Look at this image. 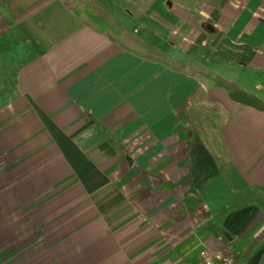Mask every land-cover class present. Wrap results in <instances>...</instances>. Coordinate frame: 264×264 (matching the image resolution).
I'll use <instances>...</instances> for the list:
<instances>
[{"label": "crops", "instance_id": "1", "mask_svg": "<svg viewBox=\"0 0 264 264\" xmlns=\"http://www.w3.org/2000/svg\"><path fill=\"white\" fill-rule=\"evenodd\" d=\"M69 1L19 19L0 2V264H194L235 238L238 258L261 264L264 110L120 46ZM222 4L183 11L198 33L179 46L249 69L244 90L264 100V7ZM198 89L217 149L192 131Z\"/></svg>", "mask_w": 264, "mask_h": 264}, {"label": "rangeland", "instance_id": "2", "mask_svg": "<svg viewBox=\"0 0 264 264\" xmlns=\"http://www.w3.org/2000/svg\"><path fill=\"white\" fill-rule=\"evenodd\" d=\"M222 1L223 0H160V3H158L155 7H151L147 0H70L69 2L74 7H76V10L83 14L85 17L88 16L89 10L93 9L99 14H103L109 20H112L116 25L120 24L125 27V29L129 33H132L134 37L123 35L121 39L131 48L145 52V50L134 40L135 38H140L151 44L152 46L162 49L163 51H176L175 55L177 57L182 58L188 62L191 61L193 64H198L214 75H217L219 77L225 76V80L232 85L233 77L235 76L234 84L236 85L234 86L239 87V85H242L245 80L253 82L251 71L249 69L239 70V68L233 67L231 65L226 66L225 64L216 61L215 58L213 59L212 57H210V55L208 54L210 52L208 51H206L208 53L204 52V54L199 53L194 55H187L183 51L182 47L179 46L181 41L184 40L185 42L187 41L186 44H190L193 36H196V34L198 33H195L193 29H189L191 27L189 23L182 20V12L185 10L192 11L194 15H198L201 11L199 8L205 7L203 6L205 5V3H210L213 6L218 5L220 7H223ZM255 5V7H264V0H256ZM195 7H197L199 10H195ZM214 14L210 13V15L213 16ZM207 21H203L200 23V27L199 29H197L200 33L210 34L211 31L206 26ZM188 26L190 27L188 28ZM171 27H174V29L176 27L179 33H176V31ZM213 29L215 32L214 34L216 35L217 27ZM227 77H229L230 79H228ZM198 79L202 80L204 83L208 82L201 76H198ZM244 87L245 86L242 85V89H244ZM195 107L200 113H202V117L208 119L216 117V108H211L208 105L203 104L202 101L196 103ZM187 113L189 118L192 120V131L198 134V137H200L203 145L207 147V143L203 140V137L198 130L200 127L198 126V117L196 116L195 110L193 108H187ZM211 121H213L214 123L216 122L215 119ZM203 126H205V129L207 130L209 129V127H216V125L214 124H212L211 126L210 122L208 121ZM217 139V137H211L210 140L211 146L214 149H217ZM222 172L225 187L230 180L227 173H225V171ZM233 184H235V182ZM228 189L230 188H228L227 185L223 190L227 191ZM241 197L244 201L245 199H248L249 196L247 194V191H242ZM228 229L229 228L227 227V233H229L230 231H228ZM225 236L226 235L222 237L224 243L227 242V237ZM231 244H233L235 251H232L230 253L235 255L237 258L240 256L243 260H246L247 257L244 256L242 251H240L241 249L237 244V238L233 239ZM261 264H264V259Z\"/></svg>", "mask_w": 264, "mask_h": 264}, {"label": "trees", "instance_id": "3", "mask_svg": "<svg viewBox=\"0 0 264 264\" xmlns=\"http://www.w3.org/2000/svg\"><path fill=\"white\" fill-rule=\"evenodd\" d=\"M7 2L10 6L11 10L13 11L15 17L17 19L22 18L23 16L29 14L30 12L34 11L38 7L42 6L43 4L47 3L49 0H0V2ZM78 12V11H77ZM79 13V12H78ZM86 21L88 23L98 27V30H101L108 34V36L120 46L124 48H130L128 44H126L121 37L123 35L133 36L132 33H129L125 27L122 25H116L112 20L106 18L103 14H99L98 12L94 11L93 9L89 10L88 16H86ZM134 37V36H133ZM149 55L151 60L160 61L167 66H170L176 70L184 71L186 68L193 71L198 76L205 78L208 81L209 86L213 87H224L226 88L230 98L234 102H240L249 106H253L257 109L264 110V100L257 96L254 93L248 92L242 88L236 87L230 83H228L224 78L214 75L207 69L202 66L195 65L193 63L177 59L162 49L156 48L151 44L147 43L146 41L135 38L134 39ZM205 97V92L203 89H198L194 91L187 99L186 106L187 108H193L196 112V116L198 117V126L202 129V133L206 135V140L209 141V145L211 146L210 140L211 137H215L212 132L213 128L209 127V129H205L206 127L203 126L208 121L210 125H215V123L205 117H202V113L198 111L195 107L198 101L203 100ZM201 117V118H200ZM208 128V127H207ZM205 138V137H204ZM212 147V146H211ZM210 147V148H211ZM213 149V148H212Z\"/></svg>", "mask_w": 264, "mask_h": 264}, {"label": "built area", "instance_id": "4", "mask_svg": "<svg viewBox=\"0 0 264 264\" xmlns=\"http://www.w3.org/2000/svg\"><path fill=\"white\" fill-rule=\"evenodd\" d=\"M194 264H246L231 253L213 252L204 249Z\"/></svg>", "mask_w": 264, "mask_h": 264}]
</instances>
